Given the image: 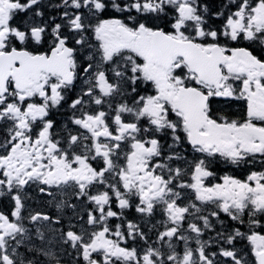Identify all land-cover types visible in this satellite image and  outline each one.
I'll list each match as a JSON object with an SVG mask.
<instances>
[{
  "label": "snow or ice",
  "instance_id": "6c2138e0",
  "mask_svg": "<svg viewBox=\"0 0 264 264\" xmlns=\"http://www.w3.org/2000/svg\"><path fill=\"white\" fill-rule=\"evenodd\" d=\"M48 6L58 16L45 19L44 0H0V196L14 204L0 212V264H40L18 251L32 244L23 211L33 185L48 196L70 188L91 205L84 220L77 204H56L72 210L59 240L83 264H264V171L210 182L214 159L239 165L264 158V0H228L215 13L224 17L218 27L200 0ZM18 14L25 18L15 22ZM69 93L72 115L61 125L55 117ZM218 98L239 102L238 112L215 109ZM189 147L197 154L191 161L181 155ZM208 206L215 210L202 214ZM133 207L142 217L162 208L156 242L167 253L127 246L148 241L126 219ZM221 213L236 226L202 240ZM27 220L40 225V241L41 222L61 223L42 212ZM174 239L183 241L182 253ZM213 242L218 251L209 252ZM27 251L60 264L51 249Z\"/></svg>",
  "mask_w": 264,
  "mask_h": 264
},
{
  "label": "flooded vegetation",
  "instance_id": "af4514ba",
  "mask_svg": "<svg viewBox=\"0 0 264 264\" xmlns=\"http://www.w3.org/2000/svg\"><path fill=\"white\" fill-rule=\"evenodd\" d=\"M31 13H28L27 15H30ZM25 18L24 14H21V18H15L16 22H19ZM49 18L45 15V19ZM59 22V21H57ZM233 46H238L233 44ZM246 46V45H245ZM78 91V89H77ZM74 98V94L69 93V100L67 103L64 104L62 108L57 110L56 119L58 121H68V119L71 117L72 112L68 108V103L71 102V99ZM213 107L218 110H222L225 114H233L237 113L238 109L240 108L239 102H225L222 99H217L216 102H214ZM181 155H186L187 159L191 161L194 157V155L191 152L190 147L186 148V150L181 153ZM264 160V158L257 156L252 162H241L239 165H232L229 163L224 162L222 159L220 160H213L212 161V170L216 174V178H210V182L215 183L218 182V178L222 177L224 175H231L238 179L244 180L246 179L247 175L251 171H264V163H261V161ZM178 163V162H177ZM174 166H176L174 164ZM180 166H184L181 164ZM102 190V189H101ZM27 195L28 199L26 200L25 209L23 211V215L25 217L24 224L26 227L30 229V233L32 236V244L28 246H22L18 251L20 253V258L24 259H32V258H38L40 261V264H55L54 261H51L48 257H45L43 255H39L37 257V254L34 252L27 251L28 247H35L40 248L43 247L45 250L51 249L52 252L55 253V255L59 258L60 264H83L82 260H80L73 249L70 248L69 245H65L59 240L60 236V230L66 231L69 224V218L72 217L73 213L70 208H63V209H57L56 204L60 200H65L67 203L70 204H77L78 208L77 211L81 213V215H84V212L82 210L87 209L91 207V205L87 202L86 198H81L80 200H76L73 190L72 189H66L63 192L52 190L54 192L53 196H48L46 194H42L38 191L36 186H31L27 188ZM96 189H92V192H95ZM11 198L7 194L4 196H0V212H4L5 214H8L12 208L14 207L13 202L10 203ZM187 200L182 201V203H186ZM4 203V206H7L6 208L2 207L1 204ZM115 207V206H114ZM127 210L130 211V215L127 213ZM125 210V216L127 220H132L133 222L139 224L142 228V230H145L146 235L148 236L147 244H145L144 241L137 239L135 242L131 239L128 240L127 246L129 247H137L140 250H144L148 245H152L154 247H160L161 250L165 253H167L168 249L166 245L161 246L160 244L156 243L154 240H151V238L155 235V232L161 231V228H163V222L166 220V217L162 211V208L159 207L157 211V216L153 213L151 218V225H148L149 220L148 218L142 217L139 218V213L135 211V208L127 209ZM214 206H208L204 209L202 214H208V212L213 211ZM35 212H42L46 213L49 216L53 217L54 219L59 217L61 219L60 224H49L48 222H41L43 225L42 231L45 233V240L40 241L35 236L36 227L40 225H32L28 220L27 217L30 213ZM222 214V213H221ZM220 214V215H221ZM224 214V213H223ZM87 217L84 215V220H86ZM156 220V221H155ZM72 223H76V220L73 219ZM110 223L112 225L121 223L120 220L116 218H111ZM76 227L79 230L80 224L76 223ZM145 228V229H144ZM52 229H55L56 231H52ZM91 229L89 228V231ZM150 238V240H149ZM51 240L52 243L49 244L48 241ZM175 248L176 245H180V249L176 248L177 252L182 253L184 249V243L183 241L179 242H173Z\"/></svg>",
  "mask_w": 264,
  "mask_h": 264
},
{
  "label": "trees",
  "instance_id": "16d2710c",
  "mask_svg": "<svg viewBox=\"0 0 264 264\" xmlns=\"http://www.w3.org/2000/svg\"><path fill=\"white\" fill-rule=\"evenodd\" d=\"M49 2L54 5L56 3L59 2V0H44V7L41 9L42 11L45 12V15L48 17H52V16H58L59 13V9H56L55 7H50L48 6ZM201 5L207 6V13H205V19L208 21V23L210 25H212L213 27H218L223 23V19L224 17L221 18H217L215 16V13L220 12L221 10H224L225 5L227 4L228 0H200ZM229 10H234V8H230ZM31 15V14H30ZM227 15V11L225 12V16ZM21 18V14H18L16 16V18ZM16 22V21H15ZM68 121H61V125H63L64 123H66ZM127 213L130 215V211L127 210ZM206 215V214H204ZM145 218H148L147 220H149V218L153 217L151 216H144ZM139 218H141V214H139ZM213 224L215 225V229L214 230H205L204 234L201 236L202 240H213L216 236V232L218 231H223L225 228L231 229L233 227L236 226V222L231 221L230 218L226 215V214H221L220 215V220H216V218H211ZM156 221V220H155ZM220 221H223V224L220 223ZM148 225H151V220H149ZM246 226H241V230H245ZM145 229V228H144ZM145 232V230H144ZM150 240V238H149ZM151 240H155L156 241V236L154 235ZM193 242H195V240H192ZM246 241L244 242H236V247L238 249H244L246 246ZM177 249H180V245H176ZM208 251H218V246L215 242H213L209 248ZM223 262L227 261L228 258H220Z\"/></svg>",
  "mask_w": 264,
  "mask_h": 264
}]
</instances>
